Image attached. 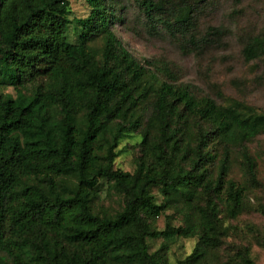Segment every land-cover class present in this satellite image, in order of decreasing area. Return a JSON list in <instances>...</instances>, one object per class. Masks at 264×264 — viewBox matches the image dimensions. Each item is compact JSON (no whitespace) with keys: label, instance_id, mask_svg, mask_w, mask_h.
I'll list each match as a JSON object with an SVG mask.
<instances>
[{"label":"trees","instance_id":"trees-1","mask_svg":"<svg viewBox=\"0 0 264 264\" xmlns=\"http://www.w3.org/2000/svg\"><path fill=\"white\" fill-rule=\"evenodd\" d=\"M116 1L87 0L90 14L71 19L70 0H0V82L17 90L0 94V264H170L179 237H197L179 264H257L248 248L227 259L219 251L231 227L222 214L251 209L249 185L230 171L243 146L245 176L256 184L245 144L264 132V113L198 95L167 64L134 57L114 31ZM134 1L151 21L162 7ZM243 54L263 56L264 36ZM134 132L142 136L135 171L115 169L121 139ZM100 179L124 196L114 214L95 210ZM171 203L190 224L153 228ZM149 237L164 238L158 250Z\"/></svg>","mask_w":264,"mask_h":264},{"label":"rangeland","instance_id":"rangeland-1","mask_svg":"<svg viewBox=\"0 0 264 264\" xmlns=\"http://www.w3.org/2000/svg\"><path fill=\"white\" fill-rule=\"evenodd\" d=\"M162 7L151 21L134 0H117L118 18L114 31L126 48L141 62L152 60L167 64L176 83L192 84L198 95H209L219 103L227 99L244 102L253 110L264 113V55L246 60L244 47L254 36H264V0H156ZM71 19L87 17L91 12L87 0H70ZM71 42L79 41L80 27L72 22L68 28ZM95 45L102 42L96 40ZM4 57L0 56V68ZM2 74H0V79ZM160 78L167 77L160 71ZM1 81V80H0ZM30 86V85H29ZM0 94L17 95L13 86L0 82ZM142 136L139 132L125 135L116 151L115 169L133 173L140 155ZM256 161V184L245 176L241 150L236 146L230 177L248 184L251 209L237 218H226L230 233L225 238L220 255L227 259L245 248L257 264H264V247L259 235L264 236V132L246 144ZM95 210L114 214L122 208L124 196L106 179L96 187ZM157 203H163L160 187L151 190ZM173 226H187L189 212L181 204L171 203L157 218L151 220L155 229L163 230L167 222ZM164 241L147 238L151 252ZM197 243V237H179L168 251L170 264L188 256Z\"/></svg>","mask_w":264,"mask_h":264}]
</instances>
